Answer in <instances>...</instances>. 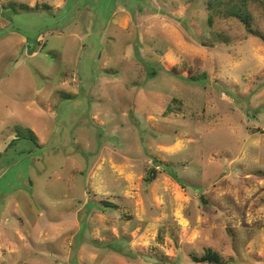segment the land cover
I'll list each match as a JSON object with an SVG mask.
<instances>
[{"label": "rangeland", "instance_id": "374dc122", "mask_svg": "<svg viewBox=\"0 0 264 264\" xmlns=\"http://www.w3.org/2000/svg\"><path fill=\"white\" fill-rule=\"evenodd\" d=\"M209 248L264 264V0H0V264Z\"/></svg>", "mask_w": 264, "mask_h": 264}, {"label": "trees", "instance_id": "16d2710c", "mask_svg": "<svg viewBox=\"0 0 264 264\" xmlns=\"http://www.w3.org/2000/svg\"><path fill=\"white\" fill-rule=\"evenodd\" d=\"M246 23V20H242ZM152 175L149 177L151 179ZM108 203V202H106ZM188 257L191 261L196 263H205V264H231V262L223 260L218 252L213 249H206L202 255L197 254H188ZM235 264H238L237 261Z\"/></svg>", "mask_w": 264, "mask_h": 264}]
</instances>
